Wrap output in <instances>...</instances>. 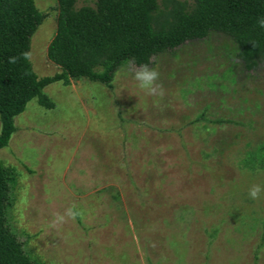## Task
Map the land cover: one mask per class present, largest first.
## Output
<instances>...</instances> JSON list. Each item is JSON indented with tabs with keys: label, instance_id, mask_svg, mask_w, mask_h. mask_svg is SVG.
I'll list each match as a JSON object with an SVG mask.
<instances>
[{
	"label": "rangeland",
	"instance_id": "obj_1",
	"mask_svg": "<svg viewBox=\"0 0 264 264\" xmlns=\"http://www.w3.org/2000/svg\"><path fill=\"white\" fill-rule=\"evenodd\" d=\"M44 15L29 38L37 77L46 58L55 0H32ZM182 1V0H181ZM190 1V0H184ZM94 0H76L75 7ZM236 46L210 33L152 57L163 96H146L135 66L111 88L84 79L43 88L54 103L30 100L0 149L10 171L3 225L38 264H264V64L245 71ZM79 215L50 227L54 214Z\"/></svg>",
	"mask_w": 264,
	"mask_h": 264
},
{
	"label": "trees",
	"instance_id": "obj_2",
	"mask_svg": "<svg viewBox=\"0 0 264 264\" xmlns=\"http://www.w3.org/2000/svg\"><path fill=\"white\" fill-rule=\"evenodd\" d=\"M75 2L55 0V32L46 58L59 71L39 78L27 53L29 38L44 15L32 0H0V149L14 132L13 118L30 100L54 108L43 93L51 83L67 86L84 79L111 88L121 66L150 65L157 54L210 33L232 41L243 70L264 64V29L257 24L264 17V0H94L92 7L78 8ZM10 57L16 61L9 63ZM244 168L264 169V155H252ZM9 176L0 166V264H38L25 256L3 225Z\"/></svg>",
	"mask_w": 264,
	"mask_h": 264
},
{
	"label": "clouds",
	"instance_id": "obj_3",
	"mask_svg": "<svg viewBox=\"0 0 264 264\" xmlns=\"http://www.w3.org/2000/svg\"><path fill=\"white\" fill-rule=\"evenodd\" d=\"M260 28L264 29V17L257 21ZM255 47V44L252 45ZM15 57L9 58V63H14ZM129 63L134 64V60ZM133 79L137 82V87L146 96H163L164 89L162 84L158 83L160 73L155 67H150L148 64H141L134 68L132 73ZM264 195V185L253 184L248 189V196L250 199L258 200ZM79 215L78 211L75 210V206L69 207L64 213L54 214V219L51 221L50 227L56 228L62 226L69 219L75 220Z\"/></svg>",
	"mask_w": 264,
	"mask_h": 264
}]
</instances>
